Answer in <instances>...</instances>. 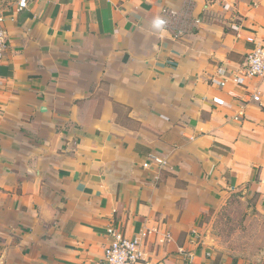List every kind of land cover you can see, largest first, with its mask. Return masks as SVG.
I'll return each instance as SVG.
<instances>
[{
  "label": "crops",
  "instance_id": "crops-1",
  "mask_svg": "<svg viewBox=\"0 0 264 264\" xmlns=\"http://www.w3.org/2000/svg\"><path fill=\"white\" fill-rule=\"evenodd\" d=\"M2 12L0 264H104L110 225L149 232L140 264H187L182 248L191 264H264V223L263 241L233 252L205 220L241 199L264 218V78L219 74L249 36L264 43V0H13Z\"/></svg>",
  "mask_w": 264,
  "mask_h": 264
},
{
  "label": "built area",
  "instance_id": "built-area-1",
  "mask_svg": "<svg viewBox=\"0 0 264 264\" xmlns=\"http://www.w3.org/2000/svg\"><path fill=\"white\" fill-rule=\"evenodd\" d=\"M163 12L172 21H176L179 18V14L172 9L164 8ZM5 17L4 12L0 11V66L4 63L9 41ZM200 22L201 19L197 18L194 24ZM185 31L182 27L176 28L175 35L181 36ZM247 39L254 42L255 46L246 54L239 67L232 73H229L227 69L222 67L219 69L220 75L226 78L232 77L235 84L241 87L247 85L246 81L248 79L254 77L264 78V43L257 42L252 36H249ZM252 99L259 102L261 99L260 93H253ZM144 165L147 166L148 163ZM107 234L110 238V243L105 247L104 264H140L146 260L147 253L144 248V243L149 232H141L139 235L128 236L117 226L110 225L107 227ZM191 235L193 239L198 241L201 238L198 228H193ZM180 252L184 254L185 260H188L187 264H191L193 259L192 254L184 248L180 249Z\"/></svg>",
  "mask_w": 264,
  "mask_h": 264
},
{
  "label": "rangeland",
  "instance_id": "rangeland-1",
  "mask_svg": "<svg viewBox=\"0 0 264 264\" xmlns=\"http://www.w3.org/2000/svg\"><path fill=\"white\" fill-rule=\"evenodd\" d=\"M13 0H0V11L10 5ZM241 199V198H238ZM251 201L241 199V202L232 200L224 207L216 217L208 216L205 220L211 222L209 230L213 237H217L220 243L227 246L231 251L245 252L248 243L263 241L260 234L264 223L260 215L256 214V208L251 207ZM212 220V221H211ZM223 242V243H222Z\"/></svg>",
  "mask_w": 264,
  "mask_h": 264
},
{
  "label": "clouds",
  "instance_id": "clouds-1",
  "mask_svg": "<svg viewBox=\"0 0 264 264\" xmlns=\"http://www.w3.org/2000/svg\"><path fill=\"white\" fill-rule=\"evenodd\" d=\"M166 21L162 18H155L153 21V27L159 30H163V26L165 25Z\"/></svg>",
  "mask_w": 264,
  "mask_h": 264
}]
</instances>
